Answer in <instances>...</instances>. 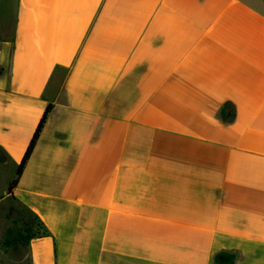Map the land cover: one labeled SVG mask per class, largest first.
Listing matches in <instances>:
<instances>
[{
	"label": "crops",
	"instance_id": "crops-1",
	"mask_svg": "<svg viewBox=\"0 0 264 264\" xmlns=\"http://www.w3.org/2000/svg\"><path fill=\"white\" fill-rule=\"evenodd\" d=\"M9 168L0 264H264V0H16ZM16 203L48 232L25 249Z\"/></svg>",
	"mask_w": 264,
	"mask_h": 264
},
{
	"label": "trees",
	"instance_id": "trees-1",
	"mask_svg": "<svg viewBox=\"0 0 264 264\" xmlns=\"http://www.w3.org/2000/svg\"><path fill=\"white\" fill-rule=\"evenodd\" d=\"M51 110H52V106H48L46 108V110L43 114V117L40 120V123H39L32 139L30 141V144H29V146H28V148L24 154V157H23V159H22V161H21V163L17 169L16 176L9 186L7 195L13 199H14V196H13L14 189L17 187L19 179L23 174L24 168L32 156V153H33V151H34V149L38 143V140L40 138L42 130L44 129V126L47 122V119H48V116H49ZM19 205H21V204H19ZM23 207L28 211V213H30L33 216L34 221H32V223L25 222L24 223L25 227H24L23 231H17L16 228H10L7 231L6 238L4 241V246L7 249H10L12 247L16 248L20 245H23L25 247V246H27L30 239L37 237V236H43V235L48 234L46 229H44L43 224H42L41 220L39 219V217L36 216L35 214H33L32 212H30L25 206H23ZM14 210H15V208L14 209L11 208V212H13ZM10 217H11V215H10ZM20 223H21V220H20ZM14 224L15 225L17 224L16 220H15ZM35 225H38L39 227L35 228Z\"/></svg>",
	"mask_w": 264,
	"mask_h": 264
},
{
	"label": "rangeland",
	"instance_id": "rangeland-1",
	"mask_svg": "<svg viewBox=\"0 0 264 264\" xmlns=\"http://www.w3.org/2000/svg\"><path fill=\"white\" fill-rule=\"evenodd\" d=\"M15 1L16 0H0V6H1V9H0V37L2 36L10 37L13 34ZM3 2L5 3L4 6H3ZM10 171H11V168H9V170H7L6 172L4 171L3 173H0V196L3 195L4 192L6 191L4 189L2 182L5 177L10 176L11 174ZM14 207H15V210L13 213L14 217L17 221L21 220V225L16 224L12 226V228H16L17 231H23L25 227L24 223L25 222L32 223V221H34V218L30 213H28V211L23 206L16 203L14 204ZM7 208H8L7 203L5 202L0 203V223L5 221V213L7 211ZM38 227H39L38 225H35V228H38ZM2 245L3 244H1V247H3ZM23 249H25L24 246H23ZM21 253L23 254V251H21Z\"/></svg>",
	"mask_w": 264,
	"mask_h": 264
},
{
	"label": "water",
	"instance_id": "water-1",
	"mask_svg": "<svg viewBox=\"0 0 264 264\" xmlns=\"http://www.w3.org/2000/svg\"><path fill=\"white\" fill-rule=\"evenodd\" d=\"M233 262L234 256L225 253L218 254L214 260L215 264H233Z\"/></svg>",
	"mask_w": 264,
	"mask_h": 264
}]
</instances>
